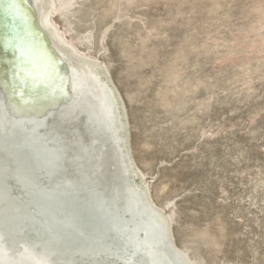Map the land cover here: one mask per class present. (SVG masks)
Returning <instances> with one entry per match:
<instances>
[{
    "label": "rangeland",
    "instance_id": "rangeland-1",
    "mask_svg": "<svg viewBox=\"0 0 264 264\" xmlns=\"http://www.w3.org/2000/svg\"><path fill=\"white\" fill-rule=\"evenodd\" d=\"M66 2L51 19L118 91L133 187L176 246L197 264H264V0Z\"/></svg>",
    "mask_w": 264,
    "mask_h": 264
},
{
    "label": "bare ground",
    "instance_id": "bare-ground-1",
    "mask_svg": "<svg viewBox=\"0 0 264 264\" xmlns=\"http://www.w3.org/2000/svg\"><path fill=\"white\" fill-rule=\"evenodd\" d=\"M55 2L13 0L6 14L0 0L9 23L0 25V48L32 60L20 76L16 65L7 76L0 71L7 82L0 89V185L10 191L0 207V264H197L176 246L144 186L133 187L141 172L125 147L120 95L60 33L51 16L69 3ZM20 22L30 30L15 38ZM30 74L47 87L18 83ZM22 91L34 102L16 105L40 115L21 113L23 123L35 126L33 137L11 138L18 123L7 104Z\"/></svg>",
    "mask_w": 264,
    "mask_h": 264
},
{
    "label": "water",
    "instance_id": "water-1",
    "mask_svg": "<svg viewBox=\"0 0 264 264\" xmlns=\"http://www.w3.org/2000/svg\"><path fill=\"white\" fill-rule=\"evenodd\" d=\"M25 12H26V10H24V12H23V9L20 8V11L17 14L16 18L22 19L23 16H24L23 13H25ZM9 52L10 51L7 48H5V49L0 48V71L2 72V74L4 76H7L6 71L8 70V68H10L11 65L19 66L15 70V72H17V74H18L17 76H20V74H23L27 69L29 70L30 65L32 64V60L29 58V56H26V57L22 58V57L18 56L17 53H15V54L11 53V55H10ZM59 55L62 56L61 54H59ZM69 62H72V61H69ZM37 80H32L31 79V74H30V76L28 78L20 77L18 83L21 84V83H27L28 82V84L33 85L32 87H34L36 89H40V88L43 89V88L47 87V84H45V82H41L40 83V82H37ZM6 86H7V82L4 81L3 78L1 77L0 78V89L5 90ZM21 93H23V95H24L23 91L17 93L14 98H10V100H9V102L7 104L14 111L15 116H16V120H17V123H18L17 126H14L15 130L13 131V133L10 134L11 138H15V136H18L19 134H22V133H26V134L31 135L32 132L34 131V128H35L34 125H32L30 123H23L21 121V119H20L21 113L22 114L23 113L33 114V112H37V114L40 115V112L38 110H36V108H34L32 106L31 107H22V104L16 105L17 103H21L22 102L21 101ZM15 107H17V108H15ZM3 108H5V106H3ZM17 109H20L19 110L20 113L16 112ZM22 110L24 112H22ZM33 116H35V115H30L31 118H33ZM90 129H91V126H90ZM125 145H126V143H125ZM4 180H6V179H4ZM0 184H3V183H0ZM0 186H1V188H0V207L1 208H5L4 206L9 201V192L10 191H1V189H3L4 187L2 185H0ZM14 211L18 212V210L16 211L15 209H14Z\"/></svg>",
    "mask_w": 264,
    "mask_h": 264
},
{
    "label": "snow or ice",
    "instance_id": "snow-or-ice-1",
    "mask_svg": "<svg viewBox=\"0 0 264 264\" xmlns=\"http://www.w3.org/2000/svg\"><path fill=\"white\" fill-rule=\"evenodd\" d=\"M21 101H22L23 103L34 102V101H30V100H25V99H24V96H23V93H21Z\"/></svg>",
    "mask_w": 264,
    "mask_h": 264
}]
</instances>
